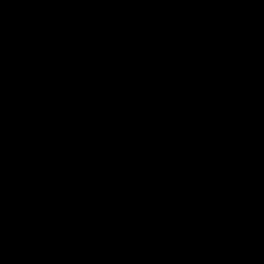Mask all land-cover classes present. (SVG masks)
I'll return each mask as SVG.
<instances>
[{
	"label": "flooded vegetation",
	"instance_id": "1",
	"mask_svg": "<svg viewBox=\"0 0 264 264\" xmlns=\"http://www.w3.org/2000/svg\"><path fill=\"white\" fill-rule=\"evenodd\" d=\"M117 1L142 22L128 30L141 57L128 59L138 88L123 103L99 77L88 94L84 61L112 51L96 25L91 47L76 31L51 68L44 38L8 43L18 75L0 111L13 93L57 153L62 203L34 182L47 202L31 218L39 244L54 264H264V0H193L190 12ZM0 124L21 141L22 124L18 136Z\"/></svg>",
	"mask_w": 264,
	"mask_h": 264
},
{
	"label": "trees",
	"instance_id": "2",
	"mask_svg": "<svg viewBox=\"0 0 264 264\" xmlns=\"http://www.w3.org/2000/svg\"><path fill=\"white\" fill-rule=\"evenodd\" d=\"M42 3L59 14H69L81 8L99 18L96 23L98 43L111 45L112 51L99 60L84 61L82 67L90 81L88 94L96 92V88L91 84H98L99 77L101 85L115 101L125 102L128 98H122V94H131L138 88L131 77L128 59L141 57L128 42V30L141 28L142 22L135 18L130 10L118 15L117 0H0V100L4 89L12 85L18 75V70L11 64L8 54V43L12 35L18 34L27 46L33 48L41 39L47 40L49 49L43 65L48 68L56 63L64 45L78 39V34L73 29L40 15ZM192 3L193 0H180L183 9L188 12ZM123 84H127L128 88ZM20 134V142L10 141L6 131L0 126V162L13 163L17 156L22 172L33 179L41 191L50 196L58 206L62 200L61 188L53 166L57 155L55 145L45 140L28 124H23ZM22 197V190L11 189L5 180H0V198L15 204ZM1 216L0 211V218ZM25 235L26 225L21 214H13L6 221L0 219V264L5 256L14 250L16 242ZM52 253L49 241L45 240L37 246L35 256L24 264H54L51 260Z\"/></svg>",
	"mask_w": 264,
	"mask_h": 264
},
{
	"label": "rangeland",
	"instance_id": "3",
	"mask_svg": "<svg viewBox=\"0 0 264 264\" xmlns=\"http://www.w3.org/2000/svg\"><path fill=\"white\" fill-rule=\"evenodd\" d=\"M132 3L135 5L152 7L154 0H132ZM165 5L166 3L162 2V6ZM122 6H128L127 1L122 2ZM39 14L53 22L60 23L61 25L77 31L82 35V41L85 44H89V47H91V41L95 39V32L92 31L91 28L98 22L99 18L97 16H92L81 8H77L69 14H59L52 11L45 3L41 4ZM169 38L171 39L172 44H176V42L180 40L178 38ZM182 40H184V38ZM78 46L80 47L81 53L90 57H94L97 53L93 49H90L88 52L85 48H81V43ZM11 49H13V47ZM7 96V109L9 110L6 114H2L0 111V114H2L0 117V123L6 121V124H4L5 127L12 125L15 135L18 136V124L19 126H21V124L23 126V124L27 123L26 117L28 114L23 108H21L20 111H17L13 93H9ZM10 131L11 129L8 128V133H10ZM9 139L19 141V139L14 136H9ZM26 177L27 176L21 170L17 157H15L14 162L11 164L0 162V180H5L11 189H20L23 192L22 199L15 204L9 203L0 198V211L2 212L0 219L1 221H6L13 214H21L24 217L26 224V235L16 242L14 250L5 256L1 264H24L32 259L35 256L39 244V239H37L38 232L43 231V229L34 228L31 218L36 216V212H38L39 209L46 210V206H42L41 202H44L46 205L47 202L46 200L38 199V196H36L34 181L33 188L30 182L31 179ZM23 178L25 180L21 182V179ZM49 226L59 228L60 223L57 219H53Z\"/></svg>",
	"mask_w": 264,
	"mask_h": 264
},
{
	"label": "water",
	"instance_id": "4",
	"mask_svg": "<svg viewBox=\"0 0 264 264\" xmlns=\"http://www.w3.org/2000/svg\"><path fill=\"white\" fill-rule=\"evenodd\" d=\"M129 42V41H128Z\"/></svg>",
	"mask_w": 264,
	"mask_h": 264
}]
</instances>
